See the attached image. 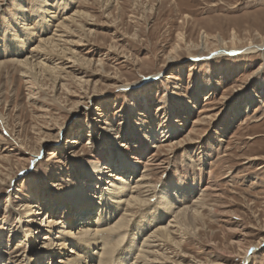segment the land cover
<instances>
[{"label":"rangeland","instance_id":"374dc122","mask_svg":"<svg viewBox=\"0 0 264 264\" xmlns=\"http://www.w3.org/2000/svg\"><path fill=\"white\" fill-rule=\"evenodd\" d=\"M41 1L48 13L38 17ZM15 4H24L29 19L28 30H21L25 36L18 25H26L16 23ZM79 11L86 19L63 38L75 57L87 61L76 62V71L60 59L57 78L41 71L33 79L8 62L28 55L59 22ZM203 33L210 51L220 47L216 38L230 47L232 34L237 49L262 44L264 0H0V249L5 264H25V257L38 264L30 254L41 246L43 233L28 241L37 220L24 209L39 202L55 222L66 225L68 210L58 193L85 191L82 161L98 149L114 162L116 145L148 148L139 172L149 188L141 195L199 182L189 196L190 201L199 196L197 220L188 230L176 228L173 238L180 247L155 241L152 249L163 253L159 261L243 264L246 250L255 246L246 264H264V49L195 60L199 51L188 52L185 44H198ZM17 35L24 44L21 56L5 45ZM106 176L102 185L111 187ZM156 200L147 199L145 208L132 214L152 212ZM116 213L123 214L122 207Z\"/></svg>","mask_w":264,"mask_h":264},{"label":"bare ground","instance_id":"6f19581e","mask_svg":"<svg viewBox=\"0 0 264 264\" xmlns=\"http://www.w3.org/2000/svg\"><path fill=\"white\" fill-rule=\"evenodd\" d=\"M44 2L41 1L40 5H38L39 9L36 12L38 17H43L48 13V6H44ZM15 7L20 15V17L17 18L16 23L22 22L23 25H26L25 27L18 25V27H20L19 30L21 36H25V32L23 33L21 30H28L27 26L29 19L23 12L24 4H15ZM53 16L54 15L51 17ZM86 17L87 14L84 11L74 12L68 17H65L59 22L58 29L55 33L46 36V38L44 37L42 40L40 39V41L30 49L28 55L19 59L11 58L12 60L8 62L20 66L22 69V75L33 79L36 78L41 71H46L57 78L59 73L57 74V71L55 70L57 69L58 64H56V61L60 59H62V61L66 60V68L76 71L77 68L74 67L75 63L83 62L84 60L75 57V49L70 47L66 48L64 46V44L71 42H67L63 38L66 37L67 33L70 34L72 32L71 26L78 23L77 21L79 19L85 20ZM207 35L203 33L198 44H185V49L188 52L192 51V48L199 51V56L191 55L193 59L207 60L223 55L233 56L238 55L239 53L248 54L264 49V42L260 45L251 46L245 49H237L235 47L236 36L235 34H232L230 47H228L227 43L221 38H216L220 47L210 51L208 50L207 45ZM14 37L15 39L12 42L7 41L5 45L11 49V51L16 53L19 52L20 55L21 53H24L20 51L24 44L22 40H18V35ZM180 40L183 41V37L180 38ZM73 45L75 46V44ZM3 51L4 49L0 46V55ZM204 51H207V57L202 54ZM46 60L50 61L53 66L45 65ZM173 60L172 57L168 58V62H172ZM3 62L4 61H0V66ZM69 63L72 64L67 66ZM129 86L131 85L123 87L126 89ZM247 108L242 110H246ZM134 125L136 126L138 123L135 122ZM146 136L148 137V135ZM2 137L3 136L0 134V139H2ZM148 138H150V136ZM138 139V143L143 140L140 136ZM75 142L77 141L70 140L69 143L74 144ZM88 143L89 141H87L86 144ZM147 149L146 146L116 145V158L114 162L108 157L109 154L106 151L96 149L94 153L88 155V159L82 161L81 166L82 176L85 180H88L86 182L84 181L86 184L81 182V185H85L84 188H86V190L84 191L83 188L78 190L69 189L64 193H58V199H60L62 206L68 210L65 219L66 225H61L60 221L55 222L47 211L44 210L43 207L41 208L39 202L24 209L28 215L30 214L34 216L35 220H37V222H35L36 225H34L36 227L33 234H26L28 241L30 243L34 241V233H43V237L40 238L43 239L40 243L41 246L34 249L36 254L33 255V250L31 251L32 254H30L36 257L38 264H43V261H46L44 264L166 263L159 261L158 259V256L163 255V253H157L158 250H153V247L156 246L155 241L171 242V244H174L176 247L181 246L180 243L174 241L173 237L179 226L188 230L189 224L198 218L200 212L197 209L200 205L198 202L199 196L196 198L193 197L195 200L191 199V201L189 196L198 190L199 182L194 181L188 184L189 182L182 181L180 186L174 188L170 185L164 190L159 188L156 196L151 194L141 195V189L146 187L149 188L145 178L146 176L143 174L144 172H139L140 168L143 167V156ZM252 159L257 158L253 157ZM28 160L31 165L35 162V159L32 157L28 158ZM26 171L27 170H23L22 173H25ZM103 176H106V178L109 179L107 184L111 187L102 185ZM104 183L106 182L104 181ZM50 185V187H55V184ZM210 187L211 186L207 184L205 191L206 189H210ZM153 198L158 200H156L157 206L152 212H149V210L148 212L145 211L144 213H139V215H136L137 213L132 214L134 208L136 209V207L140 208L143 206L145 208L147 199ZM187 202H192V204L183 207L184 203ZM120 207H122L123 214H118V216L116 212L119 211ZM141 211H144V209H141ZM167 213L173 215L172 220L168 221L166 225H163V223L166 222V219L171 216H168ZM47 219L49 220L46 221ZM42 224L44 225L43 227H41ZM45 226H49V229L47 228L45 230ZM74 226L75 230L72 228L73 231L67 229L68 227L71 228ZM54 228H58L56 233H59V235L57 237H53L52 232ZM146 230L148 233H145ZM145 235L146 237L144 238ZM139 237H142V241H139ZM255 249L256 247L254 246L246 250L245 256H242L243 264H246L251 253ZM56 255H59V259L55 262ZM2 256L3 254L0 249V264H5V258ZM34 263L35 261H33L31 257H25V264Z\"/></svg>","mask_w":264,"mask_h":264}]
</instances>
